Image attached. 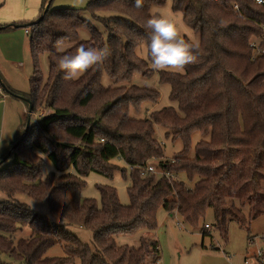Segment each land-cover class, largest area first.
Segmentation results:
<instances>
[{
    "label": "trees",
    "instance_id": "16d2710c",
    "mask_svg": "<svg viewBox=\"0 0 264 264\" xmlns=\"http://www.w3.org/2000/svg\"><path fill=\"white\" fill-rule=\"evenodd\" d=\"M166 1L144 0L140 9L134 0H90L83 8L61 9H52L50 3L47 11L26 24L33 27L35 63L27 97L33 112L49 111L30 125L15 149L16 143L10 146L12 162L0 165V189L11 197L24 192L46 200L60 220L90 229L93 241L83 243L64 225L25 204L0 201V264H150L160 259L161 248L157 238H145V233L158 229L161 207L185 223L202 224L204 236L210 234L206 218L212 212L215 220L210 225L225 241L231 221L250 229L252 221L264 214V55L255 58L250 45L262 37L264 3L172 0L186 23L200 32L199 58L183 72L160 71L161 82L171 85L170 97L178 108L164 107L137 118L132 111L156 103L160 93L124 82H130L136 71L145 75L153 71L138 49L148 44L145 20L158 15L151 8ZM83 11L104 30L82 17ZM12 26L23 25L1 24L0 31ZM83 29L90 38L69 51L81 44L108 45L112 54L99 69L65 80L55 65L56 47L63 40L78 38ZM45 52L50 59L47 79L39 67V56ZM104 72L115 85H103ZM2 89L19 96L0 77ZM158 127L166 129L167 137L182 140L183 149L176 157L164 159ZM195 132L206 138L196 143L190 157ZM116 158L130 166V203L122 204L116 188L104 184L99 185L100 205L83 197L90 172L107 176L116 170L125 172ZM46 159L58 174H46ZM152 160L158 162L150 164ZM149 165L154 172L146 170ZM72 166L75 173L69 170ZM26 226L31 234L18 238ZM139 233V246L117 242L120 235ZM58 245L64 255H49Z\"/></svg>",
    "mask_w": 264,
    "mask_h": 264
},
{
    "label": "rangeland",
    "instance_id": "374dc122",
    "mask_svg": "<svg viewBox=\"0 0 264 264\" xmlns=\"http://www.w3.org/2000/svg\"><path fill=\"white\" fill-rule=\"evenodd\" d=\"M16 2V0H13ZM50 0H48L45 4ZM90 0H52V9L61 8H83ZM42 0L38 5V13ZM44 6V10L45 7ZM152 13L163 14L171 18L179 31L188 37L193 43L200 42V32L193 29L184 20L182 10L173 8L172 0H167L164 4H156L151 8ZM23 14V13H20ZM103 15H109L111 12L103 11ZM24 16V15H22ZM20 17L16 23L23 26L12 27L7 30L0 31V77L5 84L15 90L17 96L8 93L5 89L0 91V160L7 156L10 152V146L17 143L22 138L25 125L28 121L31 124L38 123L41 116L49 111L48 109L38 112H29V106L26 101L21 98H28L31 93V79L35 72V63L31 50V36L33 27L26 25L32 22L34 17ZM87 20L94 22L97 27L104 30L103 25L95 21L88 11H83L81 14ZM8 23H15L13 21ZM26 25V26H24ZM90 33L87 30H80L78 38L63 40L59 45L65 46L67 49L82 40H88ZM58 47V45H57ZM56 47V51H57ZM138 55L145 59L149 68H151V60L149 59L148 49L146 44H142L138 49ZM39 67L47 79L50 75V59L47 52L39 56ZM151 70H153L151 68ZM102 83L108 87L115 85V81L104 72ZM135 84L141 88H151L160 93V97L156 103H146L140 112L132 111V115L137 118H146L155 110L163 109L164 107L178 108L177 102L170 97L171 85L163 83L160 79V71H152L150 75H145L136 71L132 75V80L124 82V85L129 86ZM46 110V111H45ZM27 127V125H26ZM157 137L164 145V159H172L183 149V142L180 138L174 139L172 135H166V129L158 127ZM202 138H206L199 132L192 135V147L189 156L195 154V145ZM10 158V157H9ZM6 160V165L12 162V158ZM115 161L125 167V172L116 170L113 176H107L103 173L90 172L86 177V185L82 191V196L94 199L99 205L101 204V192L99 185H109L116 188L119 200L122 204L130 203L128 188L131 185L130 166L120 158ZM157 160H152L150 164H156ZM71 172H76L72 166L69 169ZM46 174L56 172L58 170L51 160L46 159L45 166ZM182 175H179V178ZM192 184V183H189ZM264 187V182H263ZM13 200L17 203L25 204L34 212L43 215L49 219L64 225L68 230L77 235L83 243L92 245L93 234L90 229L83 228L77 224H68L60 220L58 216L51 211L46 200H36L32 196L24 192H18L14 196L0 189V201ZM244 212L248 213V207H245ZM214 214L209 212L206 222L213 224ZM158 229L151 233H145V238H157L161 248L160 264H245L246 259H249L251 264H254V253L258 249L264 250V242L260 239L253 241L248 238L250 229L241 228L235 221L229 224L228 240L225 241L218 229L212 226L210 234L204 236L202 233L203 225L195 227L185 223L179 219L178 215L169 213L163 207L158 210ZM31 234L29 226L24 227V230L17 237H28ZM119 244H127L131 246H139L141 244V234L135 235H120L117 239ZM51 256H63L64 252L58 245L49 251ZM75 264H80L78 261Z\"/></svg>",
    "mask_w": 264,
    "mask_h": 264
},
{
    "label": "clouds",
    "instance_id": "9594fccd",
    "mask_svg": "<svg viewBox=\"0 0 264 264\" xmlns=\"http://www.w3.org/2000/svg\"><path fill=\"white\" fill-rule=\"evenodd\" d=\"M144 0H134L137 9L143 7ZM147 32L148 54L154 71L183 72L187 65L199 58V45L189 42L179 31L174 21L163 14L150 15L143 25ZM55 65L64 73L63 79L76 80L89 69L103 66L112 50L108 45L91 47L81 44L69 51L65 46L57 47ZM70 196V193L66 194Z\"/></svg>",
    "mask_w": 264,
    "mask_h": 264
},
{
    "label": "crops",
    "instance_id": "0c3cea01",
    "mask_svg": "<svg viewBox=\"0 0 264 264\" xmlns=\"http://www.w3.org/2000/svg\"><path fill=\"white\" fill-rule=\"evenodd\" d=\"M43 2L44 0L41 2L38 13L40 0H16V2L13 0H0V25L14 24L8 22L13 21L16 23V20L20 19L22 15H24L22 16L23 18L35 16V19L42 10L44 11ZM262 234H264V214L252 221L251 230L248 232V238L255 239Z\"/></svg>",
    "mask_w": 264,
    "mask_h": 264
},
{
    "label": "built area",
    "instance_id": "2783aa9c",
    "mask_svg": "<svg viewBox=\"0 0 264 264\" xmlns=\"http://www.w3.org/2000/svg\"><path fill=\"white\" fill-rule=\"evenodd\" d=\"M257 1H258V3H264V0H257ZM234 8H235L236 12H239V5L236 4L234 6ZM261 28H262V32H263L261 39H254L250 43L251 47L255 51V54H254L255 58L259 55H264V24L261 25ZM146 170L150 171V172H154L155 168L153 165H149ZM164 174H162V175H164ZM166 175L168 176V173H166ZM206 227L211 228V225L209 223H207ZM257 239H260L261 241L264 242V234L260 235L258 238L252 239V240L255 241ZM254 258H255L254 264H264V250L258 249L254 253ZM150 264H160V260L157 259L155 261H152ZM245 264H251L250 260L246 259Z\"/></svg>",
    "mask_w": 264,
    "mask_h": 264
},
{
    "label": "water",
    "instance_id": "95a60500",
    "mask_svg": "<svg viewBox=\"0 0 264 264\" xmlns=\"http://www.w3.org/2000/svg\"><path fill=\"white\" fill-rule=\"evenodd\" d=\"M51 1L52 0H50L48 3H47V5H46V8H45V10H44V12L45 11H47L48 10V8H49V6H50V3H51ZM21 98H23L24 100H26L27 102H29V112H32V105H31V102H30V99L29 98H24V97H22L21 96ZM30 125H31V123L28 121V123H27V128H26V131H25V134L23 135V137L14 145V147H13V149H15L25 138H26V136L28 135V131H29V128H30ZM12 149V150H13ZM12 150H10V152L7 154V156L6 157H4L3 159H1L0 160V165L2 164V163H4L9 157H10V155H11V153H12Z\"/></svg>",
    "mask_w": 264,
    "mask_h": 264
}]
</instances>
